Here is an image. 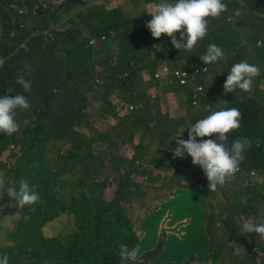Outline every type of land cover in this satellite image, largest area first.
<instances>
[{
  "label": "trees",
  "instance_id": "trees-1",
  "mask_svg": "<svg viewBox=\"0 0 264 264\" xmlns=\"http://www.w3.org/2000/svg\"><path fill=\"white\" fill-rule=\"evenodd\" d=\"M76 2L77 0H68L64 8L58 9L48 1L0 0V54L8 58L0 70V95L10 97L23 93L21 86L15 82L17 75L25 63L33 68L28 77L32 82V90L31 93H25L31 108L27 111L18 110L16 115L17 122L23 126L28 125L22 132L24 138L20 139L17 134L11 136L0 134V181L6 186L10 182L18 184L20 180L27 179L36 187L40 196L35 205L20 209L0 188V241L3 244L0 246V256L7 254L9 264H120L121 244L127 245L128 248L140 249V244L144 241L143 233L137 224L145 214L142 215L138 211L137 215H133L129 212L142 188L146 190V197L149 199L157 189L168 183L167 175L172 170L173 177L181 186L178 177L183 173L174 169L182 167L194 174L193 180L198 181L199 192L211 191L203 170L192 164L190 156L185 154L177 165L171 162L177 158L173 155V150L177 146L175 135L165 140L170 142L168 145L170 152L166 151L164 158L156 157V147L153 155L143 156L142 162L136 166L138 156L134 154L131 157L125 152V148L119 145L120 141H128L130 137L126 139L115 130L114 134L109 131L91 134L90 131L84 130V124L92 127L91 117L85 118L83 115L87 104L74 100L86 101L93 98L100 104L110 105L108 95L114 86H121L126 95L139 92L136 84L142 73L133 69L129 79L116 78L118 72L130 66L131 54L125 56L128 63H124L122 57V53L127 52L128 45L145 47V57L150 65H141V68L149 67L153 70L154 63L162 59V54L156 52L153 43L143 35L138 37L141 39L139 41L138 38L129 41L126 31L122 34L125 44L118 50L116 61H113V55L105 46L99 51H94L88 46L86 32L98 36L102 33L108 34L110 31L120 32L129 29L130 37H134L131 35L134 30L132 20L137 12L143 15L146 32V24L151 19L148 14L150 11L147 8H139L138 3H135L133 12L125 13L128 24H121L118 21L105 24L101 9H90L80 16L79 22L71 21L69 30L62 33L57 31L55 43L51 44V38L46 32L50 27H54L62 13L76 8ZM159 2L160 0H155L153 5ZM39 4L51 11L38 10ZM131 17L132 19H129ZM220 17L205 18L209 21L208 34L192 49L199 58L205 54L209 44L215 43L223 48L226 55V60L216 64L205 65L200 58L198 60L203 66L208 67V73L200 80L203 86L205 79L211 73L219 75L216 66L225 68L221 76L215 77L212 84L207 86L205 95L203 93L202 105L213 102L218 90V77L227 78L233 64L241 61L256 64L260 68V76L254 78L250 92L236 90L249 98L244 96L245 101L237 103L245 113L244 127L241 134H229V143L241 137H247L252 142L251 147L244 154L245 159L241 162L239 171L235 174L236 177H240L226 189L225 192L229 194L225 197L208 195L203 210L208 213L212 221H217L218 227L231 233V241L237 243L241 238L240 246L244 247L246 238L234 227L233 217L242 215L264 221V214L261 215V212H264V185H262L264 182L258 180L259 175L264 174V120L262 119L264 106L258 102L260 98L264 101V96L261 95L258 87L264 78V69H261L262 48H258L255 44L245 50L240 48L242 43L228 42L225 38L227 32L222 27ZM260 20L263 22L264 19L260 18ZM261 31L264 32V25ZM51 35L53 37V32ZM257 40L262 41L264 48V38ZM160 41L158 38L157 42ZM149 49L152 51L149 52ZM251 49L254 51L251 57H245L244 54ZM186 53L177 50L174 55L177 57ZM83 62L86 63V69ZM114 64L121 67L112 70ZM98 66L104 69L105 74L96 76L95 73L90 72ZM153 73L149 72V74ZM104 79L109 80L110 83L103 86L101 82ZM181 91L190 94L189 89ZM138 96L140 97L139 93ZM133 99L134 97H130V100ZM143 100L149 101L147 92L144 93ZM101 109L102 113L111 114L110 117L103 118L104 121L111 118L120 119L114 115L113 107L112 111ZM31 125L34 127L31 128ZM64 132H73L77 136ZM126 132L131 134V130ZM213 135L215 139L219 134ZM11 140L21 147V154L13 166L8 164L11 160L10 152L5 150V145ZM97 143L99 145L96 146ZM130 143L133 145L132 141ZM71 144L74 148H70ZM66 146H69V149L65 156L61 157L60 153ZM83 147H87L88 150L83 152ZM140 149V146L136 147V151ZM51 152L56 154L50 159L48 154ZM82 154L84 159L78 162ZM151 156H155L154 170L145 164ZM66 173H69L68 178L65 177ZM102 173L104 176H101ZM243 174L251 176L253 181L241 186ZM111 177L116 179L115 195L106 191L110 183L106 188V183L103 182V178L110 180ZM132 177L136 178L132 180ZM230 183L229 180L224 186ZM216 190L220 188L217 187ZM235 193L238 195L237 198ZM242 198H246V203L241 209L239 205ZM216 210H220L218 218L215 214ZM65 213L71 216L73 226L70 229L68 227L59 229L55 226L49 229L47 224ZM25 216L27 219H23ZM5 221L16 224L5 228L3 226ZM134 226L140 230V234L135 232ZM177 226L178 223L173 225L171 231ZM253 234L263 242L260 246L264 252V239L256 233ZM7 240L11 241L10 245ZM260 246L256 240H252L246 253L249 254L255 247ZM159 251V249L153 251L154 262L151 264H172L156 259ZM215 256L225 255L222 250L216 249L213 254V257ZM244 262L258 264L256 261L244 260Z\"/></svg>",
  "mask_w": 264,
  "mask_h": 264
},
{
  "label": "clouds",
  "instance_id": "clouds-1",
  "mask_svg": "<svg viewBox=\"0 0 264 264\" xmlns=\"http://www.w3.org/2000/svg\"><path fill=\"white\" fill-rule=\"evenodd\" d=\"M105 1L106 0H77L76 8L70 9L67 13H62L59 16V21L54 24V27H50L46 32L51 36V42L56 40L57 31L62 33L65 30H69L71 28L70 22H79L80 16L90 9H101L105 24H110L113 21H118L121 24H128L125 13L119 8L108 10ZM233 2L237 3L240 7H245V0H160L155 6L151 4L145 7L141 6L139 0L135 1L133 4L134 9L135 3H138L139 8H147L150 11L148 14L151 16V19L146 24L147 31L143 36L149 42L153 43L155 51L162 54V59L156 61L154 63V69L151 70L149 67L141 68L142 61L145 62L147 66L150 65L145 57V52L143 55L131 54L129 68L118 72L116 78L119 80L129 79L133 69L142 73L139 77L143 74L145 76L146 73L154 72L150 75L154 78L156 76L155 81L157 85L161 86L163 89L166 87L179 92L184 89H189V102L190 104L192 103L193 106L198 107L205 91L200 80L208 73V67L203 66L200 61H198L199 58L205 65H210L226 60V55L223 48L215 43L209 44L205 54L199 58L197 55L193 54L192 49L199 40L203 39L208 34L209 21L205 18L222 17L229 12L230 4ZM51 3L54 4L56 8L61 9L66 6L68 0L52 1ZM148 6H151V8ZM261 6L264 9V3ZM37 9H42L44 12L51 11L41 4L37 6ZM66 14L68 16H66ZM257 14H259L260 18L264 19V10L257 12ZM63 26L65 28H63ZM125 31L127 32L126 36L129 41L137 39L130 37L129 29H124L120 32L110 31L108 34L102 33L98 36L85 32L88 37V46L92 47L94 51H99L105 46L106 49L116 57V61L118 50L125 44V39L122 37ZM52 32L53 37L51 35ZM158 38H160V42H157ZM257 39L256 37H251L250 41L242 43L240 48L246 50L255 44L260 47L262 41ZM139 40L141 39L138 38V41ZM24 46L25 45H23V47ZM138 47L140 48L143 46L138 45ZM177 50H183L187 53L175 57L174 54ZM261 57V69H264V48H262ZM7 60L8 58L0 54V70ZM32 71V66L25 63L21 72L17 75L15 82L21 86L23 93L10 97L0 95V134L8 136L19 133L22 134L28 127V125L23 126V124L17 122L16 115L18 110L27 111L31 108L25 93H31L32 90V82L28 78ZM97 75L100 74L97 73L96 76ZM259 76L260 68L256 64H250L246 61L233 64L228 71L227 78L222 77V79L225 80L223 84L225 93H216L213 99V101L217 99L227 100V103L209 110L208 113H206L207 116L203 118L200 117L187 128L189 129L187 140L182 138V131L175 135L177 138V146L173 150L174 157L183 158L184 155L187 154L191 157L192 164L199 166L203 170L209 181L208 188L211 190L207 191V193L210 194L209 196H214L220 192L221 189L225 188L224 185L229 180L232 182L237 178L235 174L239 171V166L245 159L244 154L251 147L252 142L247 137H241L229 143V134H241L244 127L245 113L242 107L237 103L245 101V98L239 95L236 90L239 89L243 92H250L252 90L254 78ZM107 83H110V81L106 79L101 82L103 86ZM147 95L149 101L145 102L138 96L137 91L126 95L121 86H114L108 95V101L114 108V115L120 119L111 118L108 131L114 134L115 130L122 134V131L118 130L119 127H122V130H131V134H139L140 132L168 134L167 130L161 129L160 124L158 125L160 128H157L158 126L154 128L150 127L151 123L156 121L155 118H144L141 116L143 112L152 108V104L162 99L160 96L155 95L154 92L147 93ZM261 95L263 96L262 92ZM130 97H134V99L130 100ZM90 106V104L85 106L83 111L85 118L91 117L94 113H97L101 119L111 116L110 113H102L100 104H98L96 111L90 109ZM262 119L264 120V117H262ZM168 120L170 123L175 122L179 120V117L177 116L170 119V116H168ZM113 125L115 126L114 128H112ZM32 127H34V125H31V128ZM83 128H87L91 134L101 133L87 124H84ZM126 134L129 133L126 132ZM213 134L219 135L213 139L211 138ZM198 137L210 138L198 141ZM262 177H264V174H260L258 180L264 182ZM217 187H219L220 190H216ZM0 188L3 189V192L8 194L20 209H23L25 206L34 205L40 199L36 187L32 186L27 179L20 180L18 184L10 182L6 186L3 181H0ZM218 196L225 197L226 192ZM218 213H220V210L215 211L217 218ZM23 219H27V217L25 216ZM240 232L243 234L252 233V240L258 239V236L253 233L258 234L261 239H264V221H257L252 218L244 220L241 222ZM139 253V248L129 250L127 245L121 244L119 246L120 264H134ZM224 257L225 256L211 257L209 261L220 260L221 264H226L224 263ZM242 262H244V260ZM193 263L194 261H192V264ZM0 264H9V257L7 254L0 256Z\"/></svg>",
  "mask_w": 264,
  "mask_h": 264
},
{
  "label": "rangeland",
  "instance_id": "rangeland-1",
  "mask_svg": "<svg viewBox=\"0 0 264 264\" xmlns=\"http://www.w3.org/2000/svg\"><path fill=\"white\" fill-rule=\"evenodd\" d=\"M48 2L52 1H59V0H47ZM130 0H119L120 8L132 11L134 7L129 3ZM144 1L142 0V6H144ZM151 8V6H148ZM129 19H132L129 18ZM244 20L253 21L254 18L249 15L244 17ZM133 26L134 30L131 32L135 38H138L141 35H145L144 26H143V15L140 12H137L136 15L133 17ZM63 28H65L63 26ZM80 33H84L81 30H78ZM55 41H52L51 44H54ZM98 46V45H97ZM127 46V44L125 45ZM263 48V44L260 47ZM101 50V49H100ZM127 52L124 51L122 53V57L124 58V63H128L125 56L127 54H134V55H143L145 52V47H138L136 44L128 45L126 48ZM152 50L149 49V52ZM139 52V53H138ZM254 51L251 49L248 53L244 54L245 57H251ZM193 54H195L193 52ZM196 55V54H195ZM239 56L238 53H236ZM198 56V55H197ZM113 61H115L116 57L113 56ZM235 61V59H233ZM84 67L86 69V63L83 62ZM142 65H146L145 62H141ZM120 65L114 64L112 70H116L120 68ZM216 71L219 75L210 74L204 82V95L206 92V88L208 85L212 84L215 77L220 76L222 70H225L223 66H216ZM90 72L95 74H105V71L102 67L98 66ZM225 74V73H224ZM131 77V76H129ZM156 78V76H155ZM155 78L152 77L149 73H146L139 77L138 84H136V88L138 89V93L140 97L143 99L144 93L147 92L152 93L154 92L155 95L160 96L163 101L162 107L158 108L160 111V122L161 129L167 130L168 134H121L123 137H130L128 141H120L119 145L125 148V152L129 153L131 157L138 156L136 161V166L142 162L143 156L153 155L154 149H156V157L158 159L165 157V152L169 151L170 148L168 147L170 142H165V140L170 139L173 135H176L178 132H181V136L183 139H188V131L189 128L197 119L200 117L203 118L208 113L209 110L214 108L220 107L225 105L227 100H214L212 103L202 105L204 100V95L201 97V103L198 107L192 106L189 102V96L186 92H179L173 89H163L161 86H158ZM225 80L218 77V90L216 93H225L223 90V84ZM259 90L262 92L264 96V78L258 85ZM174 88V87H173ZM239 95L246 96L244 94L238 93ZM248 97V96H246ZM158 98V97H157ZM249 98V97H248ZM171 100V102H170ZM77 102H84L86 104H90V109L96 111L98 108L99 102L95 101V99L90 98L86 101L83 100H74ZM170 102V107H169ZM258 102L264 106V101L262 98L258 99ZM102 108L106 110L112 111V106L108 103H101ZM175 109L179 120L175 122H167L168 115L170 110ZM155 114L158 116L157 110H155ZM91 115V114H90ZM99 117L97 113L91 115V125L94 130L98 132H106L108 131L109 127V120L104 121ZM87 131V128L84 129ZM64 134H70L72 136L76 133L73 132H64ZM18 137L24 138V134H17ZM29 138V137H28ZM126 138V139H127ZM210 137L204 138H197V140L201 139H209ZM214 139V135L211 137ZM177 138L175 137V140ZM132 141L133 145H130ZM99 143L96 144V146ZM140 146L141 149L136 151V147ZM6 149L10 152L9 165L13 166L16 162L17 158L21 154V147L18 144H15L13 140L9 141L8 144L5 145ZM122 147V150H123ZM70 148H74L73 144L70 145ZM69 146L63 148L62 152L60 153L61 157H64ZM87 147H83V152L87 151ZM56 152H51L48 154V157L51 159L54 157ZM155 156H151L146 160L145 164L152 170L156 169L153 160ZM84 159V155L82 154L78 162H82ZM182 161L180 157L172 160L173 164H179ZM180 173L178 177L181 180V186H179V182L173 177V170L167 175L168 183L164 184V187H160L153 193V195L147 199L146 197V190L142 188V191L139 193L135 203L129 208V212L133 215H137L138 211L140 214L144 215L138 221L137 227L140 228L141 232L143 233L144 241L140 244V253L138 255L137 260L134 264H151L154 262L152 258L153 251L159 249V254L157 255V259L163 262H170L172 264H221L220 260L217 261H209L215 250L218 251L222 250L224 252V261L226 264H245L246 262H242L243 260L248 261H256L258 264H264V252H262L261 246L263 242L260 239L256 240V243L260 247H255L252 251L247 254V249L252 244V237L251 233H244L243 236L246 238V246L241 247L240 238L237 243L230 240L231 233H229L226 229H221L218 227V223L216 220L212 221L209 217L208 213L203 210L206 204V197L210 195L206 191H198V181H194L193 177L194 174L189 172L182 167H177L174 169ZM104 176V173L101 174ZM242 181L241 186L244 184L252 182V177L246 174L241 175ZM65 177H69V173L65 174ZM240 177V176H239ZM239 177L235 178L228 186L221 189L220 192L215 194L214 196L222 195L225 193L226 189ZM112 178V180H111ZM110 180H106L103 178V182L106 183V188L110 187L106 190L109 194L115 195V186L114 183L116 182L115 177H111ZM136 177H132L134 180ZM264 180V177H262ZM30 183V182H29ZM31 184V183H30ZM32 185V184H31ZM264 185V184H262ZM141 187L143 185H140ZM149 186V185H147ZM240 186V187H241ZM229 193H226V195ZM264 194V190H263ZM197 195V197H195ZM157 196V197H156ZM237 194L235 193V198H237ZM241 196V195H240ZM38 203V202H37ZM246 203V198L241 199V204L239 208H243ZM35 205V204H34ZM32 206V205H31ZM228 209V207H227ZM147 213V214H146ZM264 212H261L263 216ZM219 216V213H218ZM253 218V217H249ZM248 217L244 216H234L232 222H234V227L240 230L241 222L244 220L249 219ZM162 219H164L162 221ZM71 216L68 214L61 215L56 220L50 222L49 229L53 226L59 229H65L68 227L69 229L73 226L71 223ZM178 223L177 228L174 231H171V227ZM16 224V222L10 223L9 221L3 222V226L9 227L11 225ZM55 224V225H54ZM134 226L135 232L140 234V230ZM1 232V230H0ZM219 242H218V241ZM9 245L11 241L7 240ZM3 245L0 241V246ZM217 247V248H216ZM135 247H129V250L134 249ZM99 254H102L99 252ZM106 255V254H105ZM245 255V256H244ZM120 260V258H119ZM209 261V262H208Z\"/></svg>",
  "mask_w": 264,
  "mask_h": 264
},
{
  "label": "crops",
  "instance_id": "crops-1",
  "mask_svg": "<svg viewBox=\"0 0 264 264\" xmlns=\"http://www.w3.org/2000/svg\"><path fill=\"white\" fill-rule=\"evenodd\" d=\"M135 1L137 0H130L129 3L133 6ZM139 1L141 2V6H142V3H143L142 0H139ZM144 3L145 4L142 7L154 4L155 0H145ZM263 3H264V0H245L246 7H240L235 2L230 4L229 12L223 15L222 17H220V22L222 23V27L227 32V35L225 38L228 42L246 43L250 41L251 37H256L258 39L264 38V32L261 31L264 23L261 22L260 16L259 14H257V12L264 10L261 6ZM105 5L107 6L108 10L119 8L123 13L133 12V10L128 11V10L120 8L119 0H106ZM249 15H251L254 18L253 21L244 20V17H247ZM234 36L235 38H232ZM162 101L163 99H161L157 103L152 104L151 105L152 108L146 110L145 112L141 114V116H143L144 118L149 117L152 119L154 118L156 119V121L151 123L150 125L151 128H154L155 126L159 125L160 111H158V108L162 107V104H163ZM170 102H169V107H170ZM155 110H157L158 116L157 114H155ZM168 116H170V119L177 117L175 109L170 110V113ZM167 122L169 123L168 119H167ZM114 127L115 126L113 125L112 128ZM118 130L122 131V134H126V131L122 130V127H119ZM139 134H153V133L152 132L151 133L140 132Z\"/></svg>",
  "mask_w": 264,
  "mask_h": 264
},
{
  "label": "built area",
  "instance_id": "built-area-1",
  "mask_svg": "<svg viewBox=\"0 0 264 264\" xmlns=\"http://www.w3.org/2000/svg\"><path fill=\"white\" fill-rule=\"evenodd\" d=\"M49 37L51 38V36L49 35ZM52 39V38H51Z\"/></svg>",
  "mask_w": 264,
  "mask_h": 264
}]
</instances>
